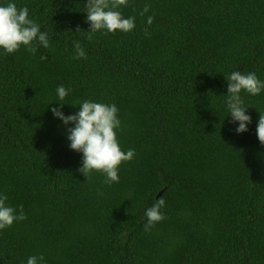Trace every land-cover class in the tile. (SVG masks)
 <instances>
[{"label": "trees", "instance_id": "1", "mask_svg": "<svg viewBox=\"0 0 264 264\" xmlns=\"http://www.w3.org/2000/svg\"><path fill=\"white\" fill-rule=\"evenodd\" d=\"M15 2L52 39L0 51V193L26 217L0 231V264H264V93H242L252 123L237 134L224 77L264 80V0H128L134 29L91 39L87 0ZM60 85L66 103L117 105L135 150L119 183L79 171L50 110ZM157 198L165 218L146 231Z\"/></svg>", "mask_w": 264, "mask_h": 264}, {"label": "clouds", "instance_id": "2", "mask_svg": "<svg viewBox=\"0 0 264 264\" xmlns=\"http://www.w3.org/2000/svg\"><path fill=\"white\" fill-rule=\"evenodd\" d=\"M127 3L128 0H87L84 12L89 23V39L91 34L97 32L132 31L135 27L134 18L125 17L119 11L121 7L127 6ZM51 39V34L42 30L41 25L30 16L28 7H18L15 0H0V51L14 54L21 47L32 52L37 48L48 50ZM74 49V58H86L85 50L80 43L76 42ZM224 77L227 81V93L230 94L226 101L228 115L235 125V132L245 133L249 131L252 118L246 111L249 106L245 105L242 93L252 96L264 93V80L258 78L254 72L233 71ZM71 91L63 85L58 86L55 90L56 99L51 102L59 103L50 110L53 118L64 127L69 149L81 154L79 171L86 178L93 172H101L106 177V183H119L120 165L133 160L135 150H122L117 139V131L121 129L117 105L90 98L78 103H66L65 99ZM65 104L79 107L77 111L66 114ZM256 134L261 145H264V115L259 117ZM7 200V196L0 193V231L26 218L22 208L18 210L8 204ZM164 207L165 200L157 198L152 206L145 210L146 231L165 218L162 211ZM26 264H46V261L43 255H30Z\"/></svg>", "mask_w": 264, "mask_h": 264}, {"label": "water", "instance_id": "3", "mask_svg": "<svg viewBox=\"0 0 264 264\" xmlns=\"http://www.w3.org/2000/svg\"><path fill=\"white\" fill-rule=\"evenodd\" d=\"M162 193H163V191L159 194V196H161L162 195Z\"/></svg>", "mask_w": 264, "mask_h": 264}]
</instances>
